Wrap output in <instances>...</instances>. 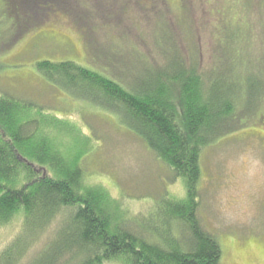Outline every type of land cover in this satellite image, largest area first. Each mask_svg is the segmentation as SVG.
I'll list each match as a JSON object with an SVG mask.
<instances>
[{
	"label": "rangeland",
	"instance_id": "obj_1",
	"mask_svg": "<svg viewBox=\"0 0 264 264\" xmlns=\"http://www.w3.org/2000/svg\"><path fill=\"white\" fill-rule=\"evenodd\" d=\"M32 2L0 0V94L41 106L22 115L38 118L63 155L79 162L88 184L102 185L115 199L112 211L138 228L164 196L184 199V184L118 112L52 83L37 63L73 61L129 87L146 77L142 62L157 68L153 79L169 71L164 63L174 44L206 79L221 68L223 30L243 35L248 60L264 59V0H184L185 6L181 0H54L43 11ZM252 71L254 80H264L261 64ZM256 80L241 83V97L263 89ZM250 107L239 129L201 152L198 217L220 244V264H264V105L259 98ZM15 217L0 227V250L18 232Z\"/></svg>",
	"mask_w": 264,
	"mask_h": 264
},
{
	"label": "trees",
	"instance_id": "obj_2",
	"mask_svg": "<svg viewBox=\"0 0 264 264\" xmlns=\"http://www.w3.org/2000/svg\"><path fill=\"white\" fill-rule=\"evenodd\" d=\"M35 1L42 11L54 3ZM222 32L221 68L206 79L174 44L164 63L169 71L153 79L157 68L142 62L146 77L129 87L69 60L36 65L52 83L118 112L184 184V199L164 196L138 228L112 211L115 199L102 185L88 184L79 162L63 155L38 118L22 115L41 106L0 94V227L20 218L17 234L0 250V264H220V244L198 217L201 152L239 129V118L259 98L264 105V80L255 79L263 89L254 88L252 99L240 94L242 82H255L251 70L264 67V59L243 56L244 37L236 29Z\"/></svg>",
	"mask_w": 264,
	"mask_h": 264
}]
</instances>
